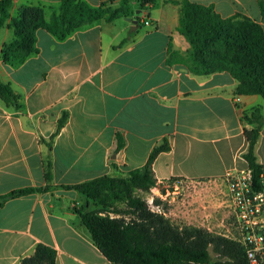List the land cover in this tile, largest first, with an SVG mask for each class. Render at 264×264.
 Here are the masks:
<instances>
[{"label": "crops", "instance_id": "crops-1", "mask_svg": "<svg viewBox=\"0 0 264 264\" xmlns=\"http://www.w3.org/2000/svg\"><path fill=\"white\" fill-rule=\"evenodd\" d=\"M59 1L12 0L9 11L14 16L22 5L40 4L48 17ZM85 1L95 6L102 0ZM191 1L211 3L221 16L241 12L264 25V0ZM129 3L133 12L127 16L139 18L136 26L123 17L98 18L62 40L38 28V52L15 65L0 58V78L19 102L16 107L0 98V195L45 186L49 157L53 173L49 188L1 202L0 264H21L37 242L56 249L55 264H113L80 221L76 210L88 206L86 198L65 185L141 166L164 138L170 147L152 163L158 183L220 179L228 169L247 166L243 129L253 124L242 116L254 107L264 116L263 97L236 95V80L226 71L195 74L167 62L169 47L185 54L190 46L177 29L178 1ZM8 22L0 28V49L12 38ZM64 110L67 119L49 148ZM117 132L125 144L115 151ZM255 154L264 164V124Z\"/></svg>", "mask_w": 264, "mask_h": 264}, {"label": "trees", "instance_id": "trees-1", "mask_svg": "<svg viewBox=\"0 0 264 264\" xmlns=\"http://www.w3.org/2000/svg\"><path fill=\"white\" fill-rule=\"evenodd\" d=\"M113 1L102 0L93 6L85 0H60L58 7L47 17L40 4L22 5L13 16L9 11L12 0H0V28L9 19L8 26L12 29V38L2 45L0 58L15 65L38 52V28L62 40L75 29L98 18L112 21L133 12L130 0H119L115 7L110 5ZM137 1L142 7L154 0ZM174 1L180 3L177 29L190 46L185 54L169 47L167 62H180L195 74L226 71L236 80V95L259 94L264 99V25L241 12L221 16L211 3ZM137 20L139 22L138 17ZM0 98L6 104L19 106L18 95L1 78ZM67 116L68 112L64 110L57 119L47 142L49 148ZM242 119L253 126L243 129L247 147L241 156L247 162L254 186L259 188L264 164L257 161L255 144L264 116L259 107H254L249 114H243ZM124 144L123 134L117 132L115 151ZM169 147L164 138L152 147L141 166L125 173L102 174L65 185L75 188L88 202V206L76 211L93 244L113 264H249L244 248L235 240L203 227L176 225L163 213L151 210L147 201L136 193L137 190L149 191L154 186L164 190L163 184L154 176L152 163ZM52 176L49 157L44 165L45 186L13 189L0 195V204L9 197L49 188ZM154 199L157 204L159 199ZM118 202H123L125 208H118ZM89 205L93 207L89 208ZM56 253L53 246L37 242L32 253L21 257L20 263L55 264Z\"/></svg>", "mask_w": 264, "mask_h": 264}, {"label": "rangeland", "instance_id": "rangeland-1", "mask_svg": "<svg viewBox=\"0 0 264 264\" xmlns=\"http://www.w3.org/2000/svg\"><path fill=\"white\" fill-rule=\"evenodd\" d=\"M162 184L167 188L164 192L153 187L149 191L137 190L136 193L147 201L151 210L163 213L176 225L199 226L223 235L228 233L231 216L223 178L173 179ZM159 192L162 196H158ZM155 197L159 199L157 204ZM118 205L120 209L125 208L122 202Z\"/></svg>", "mask_w": 264, "mask_h": 264}, {"label": "built area", "instance_id": "built-area-1", "mask_svg": "<svg viewBox=\"0 0 264 264\" xmlns=\"http://www.w3.org/2000/svg\"><path fill=\"white\" fill-rule=\"evenodd\" d=\"M222 178L231 216L225 236L242 245L249 264H264V165L259 188L253 184L248 165L243 169H228ZM163 188L159 190L167 189ZM158 196H162L161 192Z\"/></svg>", "mask_w": 264, "mask_h": 264}, {"label": "water", "instance_id": "water-1", "mask_svg": "<svg viewBox=\"0 0 264 264\" xmlns=\"http://www.w3.org/2000/svg\"><path fill=\"white\" fill-rule=\"evenodd\" d=\"M135 12L138 13L139 9H136ZM124 18L129 20L133 24V26H136V23H137V19L136 18H132V17H129V16H124Z\"/></svg>", "mask_w": 264, "mask_h": 264}]
</instances>
